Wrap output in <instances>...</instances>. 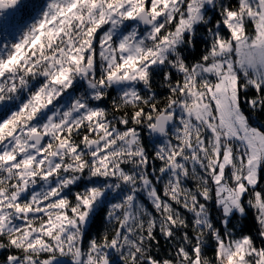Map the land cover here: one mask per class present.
<instances>
[{
  "label": "snow or ice",
  "instance_id": "snow-or-ice-1",
  "mask_svg": "<svg viewBox=\"0 0 264 264\" xmlns=\"http://www.w3.org/2000/svg\"><path fill=\"white\" fill-rule=\"evenodd\" d=\"M0 264H264V0H0Z\"/></svg>",
  "mask_w": 264,
  "mask_h": 264
}]
</instances>
